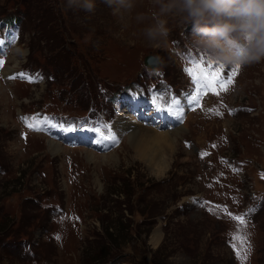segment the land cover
Masks as SVG:
<instances>
[{
  "label": "rangeland",
  "instance_id": "1",
  "mask_svg": "<svg viewBox=\"0 0 264 264\" xmlns=\"http://www.w3.org/2000/svg\"><path fill=\"white\" fill-rule=\"evenodd\" d=\"M65 2L0 0V264H241L234 235L247 239L244 264H264V60L193 109L184 70L204 56L181 27L152 48L100 0L94 13ZM21 73L34 82L9 79ZM157 96L186 104L189 120L149 122ZM122 111L174 143L148 132L133 149L113 127ZM35 115L76 130L31 131L21 118ZM101 123L117 138L103 149L91 130ZM227 213H248L245 225Z\"/></svg>",
  "mask_w": 264,
  "mask_h": 264
},
{
  "label": "clouds",
  "instance_id": "2",
  "mask_svg": "<svg viewBox=\"0 0 264 264\" xmlns=\"http://www.w3.org/2000/svg\"><path fill=\"white\" fill-rule=\"evenodd\" d=\"M100 2L119 21L130 17L142 26L138 35L149 47L167 43L171 22L184 30L188 50L195 56L240 67L264 60V0H149L147 11H135L137 0ZM65 7L94 13L97 2L66 0Z\"/></svg>",
  "mask_w": 264,
  "mask_h": 264
},
{
  "label": "snow or ice",
  "instance_id": "3",
  "mask_svg": "<svg viewBox=\"0 0 264 264\" xmlns=\"http://www.w3.org/2000/svg\"><path fill=\"white\" fill-rule=\"evenodd\" d=\"M14 40L15 37H12L7 41V43H12ZM4 43V40H0V46ZM189 63L191 66L186 68L184 71L191 78L192 84L195 85V87L185 96V99L188 104L193 107V109L200 106L201 98L207 93L211 92L214 95H219L220 92L227 91L229 86L233 84L234 78L240 69L239 65L232 66L231 70L227 71V76L225 77L224 73L227 65L214 63L206 60L205 57H190ZM3 64L4 61L0 59V68L3 67ZM15 78L28 79V82H34L23 73L19 74L18 77H9V79ZM159 100V96L153 97V106L157 109V111L167 110L170 114H172V109L179 104V101L173 98L168 102L166 108H161L158 104ZM215 114L219 115L220 113L216 112ZM230 114L233 113L230 112ZM21 120L29 130L35 132H45L48 129H58L63 133H71L76 130L70 125L65 126L64 124L50 123L49 118H41L39 115L22 117ZM91 130L96 134L100 141H109L113 144L117 142L115 134L112 132L110 125L107 123H101L99 127H93ZM262 178H264V174H262ZM250 211L251 210H249V212ZM227 214L237 223L238 231L240 226L245 225V217L248 213L242 216H234L230 213ZM56 238L59 239V236ZM232 240L239 243L240 248H237L236 243H232L231 247L236 255V258L241 262V264H244V261L247 259V255H242V250L245 253L249 250V247H245L247 245V239L245 236L234 235L232 236Z\"/></svg>",
  "mask_w": 264,
  "mask_h": 264
},
{
  "label": "bare ground",
  "instance_id": "4",
  "mask_svg": "<svg viewBox=\"0 0 264 264\" xmlns=\"http://www.w3.org/2000/svg\"><path fill=\"white\" fill-rule=\"evenodd\" d=\"M187 107L186 104L182 105L181 102H179L178 105H176V113L177 115H179L178 117L184 122V120H189V118L191 116H186L185 112L187 111ZM157 111V109H156ZM123 113V114H122ZM122 113H120L118 120L115 122V127L116 128V134L121 135V134H125L128 138H129V142H130V146L135 149L137 146L140 145L142 139L145 137L146 133L151 132L152 134H154V136H162V137H166L168 140L171 141V143H174V139L170 138V134H168L169 132L165 133L166 135L164 136L163 134H161L162 132H156L152 129H148V128H143V125H141L140 123L135 122L134 119H126L125 117H130V114H124V111H122ZM168 113L166 111H157V115L156 116H161L164 117L165 115H167ZM184 119V120H183ZM179 122V121H178ZM165 122H163L164 124ZM159 124V123H158ZM175 125V123H174ZM157 126V125H156ZM186 128V123L181 125V127H179V125H176V128L174 129V133L175 135H178L179 132H181L182 130H184ZM53 131V130H51ZM164 133V132H163ZM173 135V136H175ZM93 141H97L98 142V146L100 148H104V145L106 146V144L102 141H100L98 139V137L96 136V138L93 139ZM142 144V143H141ZM108 145V144H107ZM143 145V144H142ZM48 146L50 148V150L53 152V154L58 153L59 151V145H57L55 142L53 141H49L48 142ZM141 147V146H140ZM152 147V146H151ZM145 148V147H144ZM140 149V148H139ZM143 149V148H142ZM141 150V149H140ZM93 154H89V159L93 160ZM110 157V156H109ZM154 158V157H153ZM159 239L158 236H155L153 238L154 242H157Z\"/></svg>",
  "mask_w": 264,
  "mask_h": 264
},
{
  "label": "water",
  "instance_id": "5",
  "mask_svg": "<svg viewBox=\"0 0 264 264\" xmlns=\"http://www.w3.org/2000/svg\"><path fill=\"white\" fill-rule=\"evenodd\" d=\"M143 65L145 67H148V68H157V66L159 65V62L156 58H154L153 56H146L144 59H143Z\"/></svg>",
  "mask_w": 264,
  "mask_h": 264
}]
</instances>
